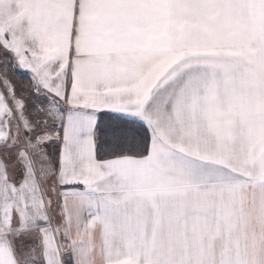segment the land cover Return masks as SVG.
<instances>
[{
    "label": "snow or ice",
    "instance_id": "obj_1",
    "mask_svg": "<svg viewBox=\"0 0 264 264\" xmlns=\"http://www.w3.org/2000/svg\"><path fill=\"white\" fill-rule=\"evenodd\" d=\"M0 264H264V0H0Z\"/></svg>",
    "mask_w": 264,
    "mask_h": 264
}]
</instances>
